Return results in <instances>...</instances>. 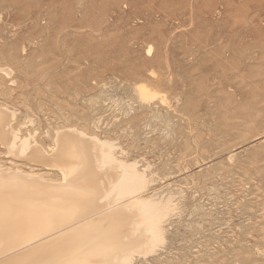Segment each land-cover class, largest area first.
<instances>
[{
  "label": "rangeland",
  "instance_id": "rangeland-1",
  "mask_svg": "<svg viewBox=\"0 0 264 264\" xmlns=\"http://www.w3.org/2000/svg\"><path fill=\"white\" fill-rule=\"evenodd\" d=\"M0 67L19 138L77 127L171 198L132 264H264V0H0Z\"/></svg>",
  "mask_w": 264,
  "mask_h": 264
},
{
  "label": "bare ground",
  "instance_id": "bare-ground-1",
  "mask_svg": "<svg viewBox=\"0 0 264 264\" xmlns=\"http://www.w3.org/2000/svg\"><path fill=\"white\" fill-rule=\"evenodd\" d=\"M12 74L0 67V76ZM150 91L139 88L143 100ZM14 121L0 106V145L40 168L0 165V264H132L164 243L175 204L145 197L146 172L116 156L113 142L72 126L58 129L47 150L19 138Z\"/></svg>",
  "mask_w": 264,
  "mask_h": 264
}]
</instances>
